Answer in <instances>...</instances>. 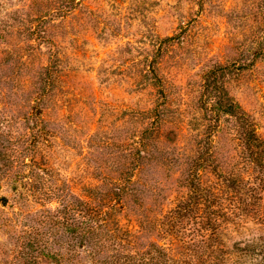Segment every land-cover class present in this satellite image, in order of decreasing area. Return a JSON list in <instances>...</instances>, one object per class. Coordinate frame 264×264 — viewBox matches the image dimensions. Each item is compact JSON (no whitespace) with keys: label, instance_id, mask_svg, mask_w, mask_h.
Segmentation results:
<instances>
[{"label":"rangeland","instance_id":"rangeland-1","mask_svg":"<svg viewBox=\"0 0 264 264\" xmlns=\"http://www.w3.org/2000/svg\"><path fill=\"white\" fill-rule=\"evenodd\" d=\"M42 2L0 0V220L11 226H0V244L13 248L17 240L6 236L24 223L53 218L72 196L87 200V188L115 184L124 157L153 128L145 114L156 111L145 148L152 162L132 179L155 188L126 204L121 224L135 232L141 214L161 218L186 198L200 152L209 160L200 182L222 207L224 256L264 264V170L235 119L214 123L200 101L205 74L227 66L231 99L264 139V0H51L50 10L63 13L45 24L31 19ZM35 28L48 30V43L32 39Z\"/></svg>","mask_w":264,"mask_h":264},{"label":"trees","instance_id":"trees-1","mask_svg":"<svg viewBox=\"0 0 264 264\" xmlns=\"http://www.w3.org/2000/svg\"><path fill=\"white\" fill-rule=\"evenodd\" d=\"M68 1L74 4L77 0ZM51 3V0H43L42 15L38 19H31L45 24L53 21L51 18L56 14L63 13L57 9L50 10ZM68 12L64 11V15ZM27 33L35 42H49L46 29L35 28ZM32 49L34 47L30 45L29 50ZM53 64L56 61L51 60L45 67L46 72L51 70V73H47L49 83L52 82ZM227 70V66H217L205 74L201 105L214 123L221 115L235 119L255 166L264 170V139L258 135L253 120L231 99L225 84ZM153 76L160 82L156 74ZM145 116L153 118V128L143 133L141 149L134 153L131 151L124 157L115 184L105 188H87V200L72 196L71 202H65L63 208L55 211L53 218L30 220L29 224L22 225V230L18 227L12 231L11 237H6L11 238V241L15 237L17 241H9L13 248L6 249L0 244V264H49V260H53L51 264H229L228 258L224 256V248L220 247V243L224 245V220L220 218L222 207L213 204L208 189L199 178L200 170L209 168V160L203 153L198 152V156L189 164L186 198L182 197L168 211L162 208L161 218L157 213L151 217L141 214L139 230L135 232L121 224L119 215L126 204L132 200L138 203L135 200L137 196L144 195L147 189L155 188L143 185L145 190H141L132 184L135 171L152 162L145 148L154 140L150 137L156 133L154 127L160 123V113L156 111ZM165 139L166 143L171 141L170 138ZM2 201H6L5 198ZM139 207L143 209L144 204ZM194 218L201 221L200 230L194 234L190 232L187 236L182 234ZM9 223V220H0V226L5 230L11 228ZM12 224L15 225L16 220ZM155 239H166L169 244L160 245Z\"/></svg>","mask_w":264,"mask_h":264}]
</instances>
